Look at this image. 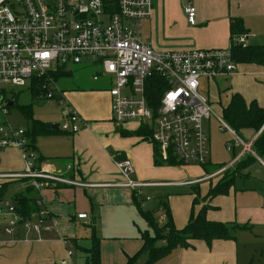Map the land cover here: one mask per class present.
Wrapping results in <instances>:
<instances>
[{
	"label": "built area",
	"instance_id": "built-area-1",
	"mask_svg": "<svg viewBox=\"0 0 264 264\" xmlns=\"http://www.w3.org/2000/svg\"><path fill=\"white\" fill-rule=\"evenodd\" d=\"M152 0H0V111L6 117L10 88L31 86V80L67 65H80L85 59L96 68L93 80L110 79L112 118L117 124L135 122L151 129V144L162 166L177 167L210 164V126L214 114L210 99L201 91L205 83L235 73L237 64L230 44L224 50H154L139 35L141 22L152 16ZM189 25L196 26L197 11L189 3L185 9ZM249 36L235 39L246 46ZM54 88V84H51ZM56 88L47 89L54 99ZM157 96H151V91ZM159 94V98H158ZM150 95V96H149ZM45 97V98H46ZM66 108L59 129L76 134L84 127L80 115ZM232 136L226 150L233 153L228 167L205 180L222 177L233 165L250 156L264 168V157L253 149L264 126L250 142H245L224 120L218 118ZM15 148L24 162L22 174H0V188L6 182L26 181L42 191L51 184L80 185L55 174L32 147L26 129L0 124V153ZM241 149L238 153L236 149ZM123 182L108 185L141 194L148 185L132 180L134 167L129 160L116 163ZM38 207L42 202H37ZM0 219L5 235L14 236L19 228L40 235L51 232L50 214L41 210L25 219L16 205L0 199ZM87 220L88 215L79 216ZM69 256L73 253L69 252Z\"/></svg>",
	"mask_w": 264,
	"mask_h": 264
},
{
	"label": "crops",
	"instance_id": "crops-1",
	"mask_svg": "<svg viewBox=\"0 0 264 264\" xmlns=\"http://www.w3.org/2000/svg\"><path fill=\"white\" fill-rule=\"evenodd\" d=\"M152 3V16L141 22L139 35L156 51L228 49L231 44L230 26L233 20L242 22L246 32L244 35L249 36L247 45L264 47V0H152ZM189 3L197 11L196 26L189 25L187 21L185 9ZM236 64L234 74L214 80L215 93L219 94L220 101L225 94L226 106L230 103L232 95L239 94L248 104L256 102L264 109V66ZM208 83H205L201 91L207 92L204 90L205 86L210 90ZM104 91L106 94L99 93L102 92L100 88L90 86L64 93V103L80 115L85 125L76 134L62 132L49 137L51 140L57 137L62 140L57 141L58 143L53 141V158L44 157L35 142L34 149L40 159L47 163L55 174L88 187L51 184L38 192L27 191L31 188L26 181H15L20 182L19 190L10 196L6 193L4 198L16 204V195L22 194L27 198L36 199L37 202L41 201L40 211L46 210L50 214L49 223L53 230L38 235L19 228L14 236L9 237L4 233L6 224L0 219V264H87L88 250L92 248L95 238L100 242L101 264H127L128 258L135 256L142 247L141 232L149 228L134 204L133 196L138 193L108 186L123 182L117 162L129 160L134 167L132 180L148 185L147 189L198 185V181L164 182L163 179L171 178V174H175L174 171L166 169L169 166L155 165L154 147L151 143L134 136L122 138L117 132L118 128L134 133L139 126L133 131L127 126L119 127L114 124L111 97L108 90ZM223 91L224 94H221ZM102 96L106 97L105 111L95 107L93 103ZM107 124L111 126L109 130L112 135L109 139L105 135L104 139L103 136H98L96 131L106 129ZM64 134L72 136L71 139L67 140ZM255 137L256 133L252 140ZM51 159L56 160V163H52ZM23 171L24 162L19 150L9 148L0 153V174H22ZM261 188L264 190V187ZM254 191L250 190L253 194ZM229 195L230 193L227 196ZM233 196V203L230 199L224 212H217L219 208L224 209L222 202L209 204L211 210L207 212V219L212 222H235L247 226L255 221V217L251 215L253 209L248 206L249 191H235ZM191 200V197L187 198L184 210L178 208L176 212L174 201L172 211L169 208L178 230L188 224L193 211H198V208H190ZM83 214L88 215L87 220L79 219ZM138 216L146 223L147 229L138 228L139 235L129 236L136 226ZM162 222L165 223V218ZM241 232L236 235L235 240H218L211 246L204 241L191 242L190 248H179L173 252H176L175 262L253 264L258 252L262 251L259 247H264V244L257 243L260 239L256 237H238ZM132 237L138 241H128ZM69 252L73 255L69 256ZM261 255L263 256L264 252Z\"/></svg>",
	"mask_w": 264,
	"mask_h": 264
},
{
	"label": "rangeland",
	"instance_id": "rangeland-1",
	"mask_svg": "<svg viewBox=\"0 0 264 264\" xmlns=\"http://www.w3.org/2000/svg\"><path fill=\"white\" fill-rule=\"evenodd\" d=\"M160 52V51H159ZM165 52V51H163ZM89 59H85L82 64L80 65H67L66 70L71 72V76L67 78L60 79L54 84L55 90V98H44V99H33L31 96V87L30 84L24 88H10L11 93L8 96L9 101L12 99L16 100L17 107H7L6 113L8 114L6 117L3 116L2 112L0 111V124L6 123L16 128H22L27 129L30 126V123L27 119L21 114L19 107H27V106H33V116L34 119L43 123H49L53 126H59L62 125L66 118V107L61 104L59 100V96H61L63 93H71L74 90L83 89V88H89L90 86H96V88H100L102 90V94H106L104 90L109 89L111 81L107 77H103L99 82H95L93 80L94 74L96 73V68L89 64ZM94 83V84H93ZM209 89L207 90V86H205L204 90L207 92H203L209 99L213 107L214 114L209 122L210 126V164L207 166H200V165H189V166H169V168L174 171L175 174L171 178H165L163 179L164 182H188V181H198L197 186L193 187H167V188H145L141 190V194H137L140 198V201H143L144 205V211L146 212H152L155 214L157 221L161 224H165L162 222V220L165 218V210L163 207V203L168 205L169 208H171L172 211V204L173 201L175 202V210L177 212V209L184 210L187 203V198L191 197V205L190 208L196 209L198 208L197 213L202 209L203 204L209 205V204H219V202H222V205L224 207L223 210H217V212L226 211V205L230 203V199H232L233 203V193L235 191H242V190H248L249 191V208L252 210V216L255 217V221L248 223L249 224V230L241 232L238 237L246 236L248 238L250 237H256V239H260L259 242L264 244V190H262L261 187H264V168L257 162L252 161L247 168L242 170L240 174H238L235 178V181L233 183V187L231 188V192L229 197L228 196H218L217 198L213 200H207L204 201V199L208 196V193L210 191L211 186H216L218 182L222 179V177H217L215 179L211 180H205L209 175L219 171L221 166H230L232 163L234 157L233 153H230L226 150L227 143H231L232 136L230 135L229 131L225 128L224 132L220 131V128L224 127L222 123L219 121L218 118L223 117V108L226 106L225 101V94L224 91L221 94L222 95V101H220L219 94L215 93V81H210L208 83ZM207 85V84H206ZM54 88L51 86L50 90H54ZM88 90V89H87ZM95 107L102 108L103 111L107 108V102L106 97H98L94 102ZM111 123V122H107ZM119 127L127 126L130 130H136L139 126L138 123L130 122L127 124H117L114 123ZM111 126L110 124H107L106 129H99L96 131L98 136H103L105 139L112 135L110 132ZM255 131L253 130H244L240 132V137L245 142H250L255 135ZM97 136V137H98ZM47 137H39L36 139L37 142V148L39 149V152L46 158H53L54 156V149H53V143L61 142V138L51 140ZM64 137L67 138V140L71 139L72 136H69L67 134H64ZM123 138V137H122ZM60 139V140H58ZM127 139V138H126ZM55 141V142H53ZM58 141V142H57ZM65 141V138H64ZM67 149V148H66ZM241 149H236V152L238 153ZM66 151V150H65ZM52 163H56V160L54 161L51 159ZM61 163V162H58ZM238 165V164H237ZM237 165H233L232 168H230L231 172H233ZM168 167V166H166ZM230 176V175H228ZM207 181V182H206ZM20 182H13L10 183L9 191L7 192L10 196L11 194L17 192L20 188ZM255 190L254 194L253 192H250V190ZM195 191H198V193H195ZM199 194V195H198ZM88 196L92 197L90 194ZM198 199L199 203L196 204V206H192V203H194V200ZM220 206V205H219ZM211 210V208L209 209ZM194 212V211H193ZM192 212V213H193ZM195 213V214H197ZM139 214V212H138ZM221 215V214H219ZM122 225H125L122 223ZM132 226H134L132 224ZM138 226V227H136ZM136 226H134V232L130 231L129 236H133L138 233V228L144 230L147 229L146 223L142 220L140 216H138V220L136 223ZM128 241L130 242H137V238H129ZM259 249H261V252H258V255H256L254 263L253 264H264V255L261 254L264 252V247L260 246ZM176 253V252H175ZM172 253L168 257H165L164 259L160 260L156 264H177L175 262L176 260V254ZM173 255V256H172ZM258 256V257H257ZM143 262V260H141Z\"/></svg>",
	"mask_w": 264,
	"mask_h": 264
},
{
	"label": "trees",
	"instance_id": "trees-1",
	"mask_svg": "<svg viewBox=\"0 0 264 264\" xmlns=\"http://www.w3.org/2000/svg\"><path fill=\"white\" fill-rule=\"evenodd\" d=\"M230 34L231 47L236 63L264 66V47L251 45L243 46L236 43L235 39L237 37L246 34L241 21L233 20L231 22ZM69 76H71V72L66 70V67H59L57 70L50 71L40 79H32L30 86L31 96L33 99H44L47 89L51 87V84H55L60 79ZM151 96L155 97L157 93L152 90ZM15 107H17V104ZM19 109L21 114L30 123L29 128L26 130L33 148H35L37 138L55 136L62 133L60 129L59 131L53 130V125L51 124L35 120L33 116V106H22L19 107ZM223 118L238 134L244 130H253L258 133L264 126V109L256 102L248 104L241 95L234 94L231 97L230 103L223 108ZM117 132L124 138L134 136L141 138L145 142L151 143V129L144 126L139 127L134 133L126 132L121 128H118ZM253 149L259 156L264 157V132L254 142ZM154 160L156 166H162L157 161L155 154ZM252 161H255V159L246 156L233 172H231V170L227 171L216 186H211L208 196L204 201L213 200L218 196H227L233 187L236 176L247 168ZM170 166H178V164H172ZM224 167L225 166H221L219 169ZM10 183L12 182H6L1 185L0 199L6 196ZM31 190L35 191L32 188L27 191ZM195 193H198V191H195ZM133 199L141 217L147 223L149 230L141 232L142 247L135 256L128 258L127 264H136L137 262H141V260L145 261L146 264H156L179 248H190L191 242L204 241L208 246H211L214 241L235 240L239 232L249 229V226L240 225L235 222L221 223L209 221L206 215L211 206L203 205L199 213L195 214L193 212L188 224L183 229L178 230L173 223L169 206L164 203L165 224L160 226L154 213L144 211L142 205L143 201L139 200L140 198L138 195H134ZM14 200L16 202L17 211H19L26 220L32 219L33 215L40 212L36 199L27 198L22 194H18ZM198 203V199H195L193 204L196 206ZM87 264H101L100 242L96 238L93 240L92 248L88 250Z\"/></svg>",
	"mask_w": 264,
	"mask_h": 264
},
{
	"label": "water",
	"instance_id": "water-1",
	"mask_svg": "<svg viewBox=\"0 0 264 264\" xmlns=\"http://www.w3.org/2000/svg\"><path fill=\"white\" fill-rule=\"evenodd\" d=\"M15 105H16V101L12 99L7 104V107H15ZM52 129L55 131H59V126H53ZM136 264H146V263H145V261H143V262H137Z\"/></svg>",
	"mask_w": 264,
	"mask_h": 264
}]
</instances>
